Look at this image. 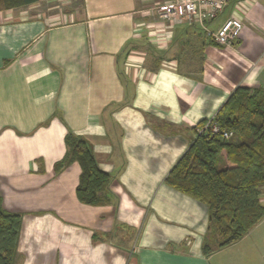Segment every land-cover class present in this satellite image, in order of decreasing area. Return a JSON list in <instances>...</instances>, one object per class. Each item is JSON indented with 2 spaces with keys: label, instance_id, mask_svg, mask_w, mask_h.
<instances>
[{
  "label": "crops",
  "instance_id": "1",
  "mask_svg": "<svg viewBox=\"0 0 264 264\" xmlns=\"http://www.w3.org/2000/svg\"><path fill=\"white\" fill-rule=\"evenodd\" d=\"M81 1L0 9V192L22 216L16 264H214L243 239L205 257L207 208L165 178L238 87L264 88V0H232L208 24L239 16L232 48L142 23L137 0ZM69 133L114 177L104 206L78 200V163L56 171Z\"/></svg>",
  "mask_w": 264,
  "mask_h": 264
},
{
  "label": "trees",
  "instance_id": "2",
  "mask_svg": "<svg viewBox=\"0 0 264 264\" xmlns=\"http://www.w3.org/2000/svg\"><path fill=\"white\" fill-rule=\"evenodd\" d=\"M35 2L0 0V9ZM213 120L232 137L200 132L207 121L200 123L194 130L195 140L165 178L166 185L207 208L205 257L244 239L264 221V88L238 87ZM65 142L67 153L56 171L78 163V200L104 206L114 177L99 168L86 139L69 133ZM21 230L22 216L4 208L0 192V264H16Z\"/></svg>",
  "mask_w": 264,
  "mask_h": 264
},
{
  "label": "built area",
  "instance_id": "3",
  "mask_svg": "<svg viewBox=\"0 0 264 264\" xmlns=\"http://www.w3.org/2000/svg\"><path fill=\"white\" fill-rule=\"evenodd\" d=\"M231 2L232 0H167L159 8L158 14L163 21L198 27L216 45L232 48L244 29L243 21L239 16L233 15L227 19L217 31H211L208 27L209 23L223 14ZM204 130H209L213 134L222 133L225 139L232 137V133L221 132L213 118L208 120L204 129L199 131Z\"/></svg>",
  "mask_w": 264,
  "mask_h": 264
},
{
  "label": "rangeland",
  "instance_id": "4",
  "mask_svg": "<svg viewBox=\"0 0 264 264\" xmlns=\"http://www.w3.org/2000/svg\"><path fill=\"white\" fill-rule=\"evenodd\" d=\"M167 0H137L138 16L142 23L158 22V11ZM70 3V4H68ZM81 10V0H41L38 10H60V8ZM220 169L222 166L219 167ZM127 235L131 231L127 230ZM214 264H264V222L235 247H231L213 259Z\"/></svg>",
  "mask_w": 264,
  "mask_h": 264
}]
</instances>
